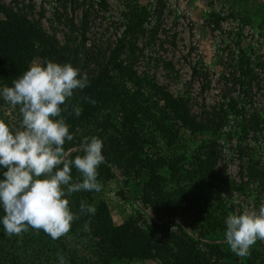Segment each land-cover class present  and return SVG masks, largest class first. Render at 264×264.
Here are the masks:
<instances>
[{"label":"trees","instance_id":"trees-1","mask_svg":"<svg viewBox=\"0 0 264 264\" xmlns=\"http://www.w3.org/2000/svg\"><path fill=\"white\" fill-rule=\"evenodd\" d=\"M61 1L65 6L66 2ZM154 9L145 4H126L124 27L119 35L114 40L89 43L88 8L82 10L78 21L65 17L69 31L60 39L53 29L43 25V9L36 14L30 3L0 0V83L12 86L13 80L28 70L34 57H41L43 63L70 62L81 70V75L87 73L89 86L75 91L63 113L73 135L64 147L74 158L83 154L85 137L101 138L105 161L98 168L99 181L102 184L113 177L114 166L127 178L136 177L142 183V202L150 206L154 218L147 228L132 217L115 224L97 192L74 193L70 201L80 218L72 229L82 224L88 226L104 264H112L113 259L119 261L117 264L149 259H156L154 264H264L263 241H257L250 256L240 258L230 251L224 238L227 216L242 214L227 202V195H250L256 202L262 198L264 118L259 108L249 113L236 101L226 106L223 102L209 106L197 103L192 96L174 93L160 82L147 61L139 69L142 49L138 41ZM160 13L157 11L158 16ZM154 33L155 30L150 35ZM165 63L173 69L170 60ZM196 72L193 66V75ZM230 74L232 87L237 85L253 101L251 89L258 78L243 49L237 53ZM194 104L197 108H193ZM77 106L81 113L78 117L73 111ZM230 112L240 115L236 118L242 131L239 139H244L236 144V174L227 169L215 138L208 139L188 157L184 151L171 156H153L148 152L149 145L155 143L151 130H157L170 145L181 143L183 127L212 136L221 131L232 135L231 126L225 130ZM245 139H252L254 144ZM73 176H78L75 169ZM202 187L214 188L211 195L203 197L197 189ZM224 190L227 194H223ZM81 201L95 207V215L80 214ZM175 216L187 218L181 224ZM36 235L42 239V245L51 243L42 230Z\"/></svg>","mask_w":264,"mask_h":264},{"label":"rangeland","instance_id":"rangeland-1","mask_svg":"<svg viewBox=\"0 0 264 264\" xmlns=\"http://www.w3.org/2000/svg\"><path fill=\"white\" fill-rule=\"evenodd\" d=\"M17 1L26 5L32 4L36 14L43 9V25L48 30L53 29L60 39L69 31L65 17L72 16L78 21L82 10L88 8L89 43L114 40L119 35L120 29L124 27L126 4L138 3L155 8L146 23L145 33L138 41L142 49L138 68L142 69L147 61V65L155 70L160 82L166 84L174 93L192 96L197 103L209 106L223 102L226 106L227 103L236 101L238 106L244 105L249 113L253 108H259L264 118L263 0H64L65 6L61 0ZM157 11L161 12L159 16ZM154 30L155 33L151 36ZM240 49L250 57L257 74L258 79L254 81L255 85L251 89L253 101H250L237 85L232 87L231 84L230 73ZM167 60L172 62L173 69L166 67ZM33 61L43 63L41 57H34L30 64ZM193 66L198 71L194 75ZM206 74L208 77H205ZM207 78H210L209 84L203 87L202 84ZM0 87H3L1 83ZM193 108H197V104H194ZM0 116L13 124H18L21 119L19 112L2 100ZM239 116L233 112L228 114L225 130L231 126L232 135L221 131L217 136H212L209 132H194L183 127L180 134L181 143L172 145L157 130H151L155 143L149 145L148 152L153 156H171L174 152L184 151L188 157L208 139L215 138L220 143L221 158L227 169L236 174V144L244 142V139H239L242 132L236 119H239ZM246 140L254 144L252 139ZM5 171L6 168L0 167V179L5 178ZM113 172L114 176L102 183L97 198L107 204L113 223L119 224L132 217L147 228L154 218L150 206L142 202L141 181L136 177L127 178L116 166L113 167ZM213 188L197 189L206 197L211 195L209 192ZM223 194H227L225 190ZM226 200L233 203L237 211L258 209L261 203H264V192L257 202L250 195L240 193L228 194ZM2 216L3 208L0 206V217ZM186 218L175 216L174 219L183 224ZM32 231L35 230L21 236L9 237L4 233L3 225H0V264H59L58 252L65 257V264H81L83 261L104 264L86 224H82L78 229L71 228L66 237L58 240L49 236L51 243L45 242L43 245L42 239L36 235L37 232ZM118 262L113 259L110 263ZM156 262V259L134 261L135 264Z\"/></svg>","mask_w":264,"mask_h":264},{"label":"clouds","instance_id":"clouds-1","mask_svg":"<svg viewBox=\"0 0 264 264\" xmlns=\"http://www.w3.org/2000/svg\"><path fill=\"white\" fill-rule=\"evenodd\" d=\"M87 73L72 63L33 61L28 70L0 87V100L18 109V124L0 118V225L9 236L42 230L53 240L66 237L79 214L73 212L74 193L99 192V166L104 163L103 140L85 137L82 155L71 158L64 147L72 141L70 125L63 115L76 90L88 87ZM95 103V101H91ZM78 117L80 108L73 107ZM73 169L78 176L74 178ZM80 214L95 215L96 209L81 201ZM225 242L237 257L251 255L257 241H264V203L258 209L230 213L226 218ZM59 264L65 257L57 253Z\"/></svg>","mask_w":264,"mask_h":264}]
</instances>
